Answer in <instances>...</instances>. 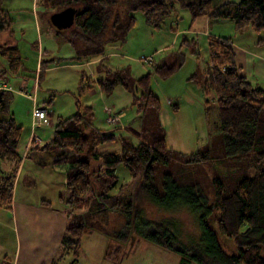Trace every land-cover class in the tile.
<instances>
[{
    "label": "rangeland",
    "instance_id": "obj_1",
    "mask_svg": "<svg viewBox=\"0 0 264 264\" xmlns=\"http://www.w3.org/2000/svg\"><path fill=\"white\" fill-rule=\"evenodd\" d=\"M189 1L196 3L203 0ZM227 1L240 0H212L213 7L218 8ZM3 7L10 11L13 25L0 34V42H10L18 47L23 61L18 71L12 72L8 69L7 59L0 56L1 69H6L5 73L0 72V84L9 91L10 113L22 126L20 147L25 146L28 140L32 141L33 134L45 145L54 136L58 118L74 115L78 111L76 102L79 101L82 106L92 108V127L84 130L96 144V150L120 151L121 136L138 145L143 141L151 142L163 134L168 148L177 152L190 155L208 149L212 159L205 164L170 161L167 165H158L155 183L163 192L162 183L166 174L176 176L180 184L199 182L210 203L215 198L214 178L219 176L222 179L224 193L231 191L244 175L253 156L261 150L255 147L249 157L227 155L224 135L218 128L215 97L213 93L206 96L203 82L209 74L208 37H223L232 40L235 63L240 67V73L254 87L264 90V30L256 31L248 26L244 32H239L230 20L211 18L205 11L194 18L188 8L176 3V11L167 16L158 28L148 25L142 13H129V17H135V24L125 33L122 41L110 43L102 56L77 60V50L69 41L72 28L58 29L52 25L53 8L49 0H4ZM119 11L123 10L119 7ZM144 57L152 58L151 63ZM39 59L49 65L43 69L40 78L37 72L38 68L41 70ZM162 65L176 67L169 76L160 77L154 74V69ZM106 69H126L134 79L151 72L150 85L161 101L160 111L149 109L138 113L134 98L141 94V90H135V85L134 90L118 85L111 94H106L99 84V80L106 77ZM36 82L40 83L37 90ZM34 109H46L48 113L45 123L36 127H33ZM107 109L117 116V123L107 121ZM93 128L115 133L116 138L102 142ZM20 147L18 152L22 155ZM53 155L52 150L40 146L31 150L27 162L48 163L53 161ZM97 164L92 161L94 168ZM2 166L4 168L5 164ZM116 174L119 189L131 176L123 164L117 167ZM136 185L139 187L140 181ZM145 202L148 201H142L143 204ZM96 203L86 216L92 223L100 222L104 231L88 229L78 255L71 250L65 254L60 251V264H72L73 261L78 264H181L182 258L189 256L187 249L200 238L199 214L186 209L171 212L162 206L157 208L146 203L145 218H173L170 227L178 238L174 245L187 254L165 249L137 230L129 240L120 241L114 238V234L125 231L128 215L113 211L102 218L101 213H96ZM0 214L3 217L1 220L7 223L1 228L0 243L15 250L11 213L0 209ZM208 224L217 232L220 244L228 253L239 254L234 239L221 234L211 216L208 217ZM19 226L22 227L20 221ZM34 253L37 254L38 250L35 249ZM187 264L198 263L189 261Z\"/></svg>",
    "mask_w": 264,
    "mask_h": 264
},
{
    "label": "trees",
    "instance_id": "obj_2",
    "mask_svg": "<svg viewBox=\"0 0 264 264\" xmlns=\"http://www.w3.org/2000/svg\"><path fill=\"white\" fill-rule=\"evenodd\" d=\"M49 2L53 8L52 13L68 7L77 10L69 40L77 50V60H91L102 56L108 44L122 41L125 33L135 24V17H129V13H142L148 25L158 28L167 16L176 11V3L188 8L194 18L205 11L211 18L230 20L239 32H244L248 26L256 31L264 30V0L227 1L218 8L213 7L212 0L196 3L189 0ZM3 4L4 0H0V34L13 25L10 11ZM119 7L123 11L120 12ZM208 48L209 74L203 87L206 96L213 93L215 97L218 128L224 135L227 155L249 157L255 147L261 148L253 156L244 175L226 193L222 191V179L216 176L213 181L215 198L212 203L199 182L180 184L172 174L165 175L162 192L155 183L158 165H167L170 161L205 164L212 159L210 151L205 149L190 155L177 152L168 148L164 134L151 142L143 141L138 145L121 136L120 152L96 150V144L84 130L92 127V108L82 106L77 101L78 111L68 118L59 117L54 136L45 145H41L43 149L52 150V164L67 166L65 189L68 196L65 201L69 212L61 242L63 254L71 250L77 256L88 229L104 231L100 222L92 223L86 216L96 201V213H101L102 218L113 211L128 215L125 231L114 234V238L127 241L137 230L149 241L165 249L178 251L183 255L188 252L189 256H184L181 264L189 261L198 264H264V90L254 87L240 73V67L235 63L231 39L209 36ZM0 56L7 59L8 69L12 72L18 71L22 65L21 51L11 43L0 42ZM40 67L39 78L43 69L49 67L48 62L41 61ZM175 67L156 66L154 74L167 77ZM104 68L103 66L102 69ZM0 72L5 73L6 69H1ZM129 74L126 69H106V77L99 80L100 87L106 94H111L118 85L133 90L135 85V90H141V94L134 98L138 113L149 109L160 111L161 101L150 85L152 73L148 72L138 79ZM8 92L0 88V208H10L18 169L22 163V156L18 152L22 126L17 124L10 113ZM36 126L39 124H33V127ZM93 129L99 133L102 142L116 138L115 133ZM36 139L38 138L33 136L32 141L41 143ZM92 161L100 165L97 164L94 168ZM120 164L128 169L131 177L117 189L116 170ZM139 181L140 186L137 187ZM145 199L148 202L143 204ZM43 203L50 204V201L44 200ZM146 203L157 208L162 206L171 212L186 209L199 214V240L187 252L177 249L174 244L178 238L170 227L173 218H145ZM209 216L216 222L221 234L234 239L239 254L228 253L220 244L217 232L208 224Z\"/></svg>",
    "mask_w": 264,
    "mask_h": 264
},
{
    "label": "crops",
    "instance_id": "obj_3",
    "mask_svg": "<svg viewBox=\"0 0 264 264\" xmlns=\"http://www.w3.org/2000/svg\"><path fill=\"white\" fill-rule=\"evenodd\" d=\"M40 62L39 59V67ZM37 72H40L39 68ZM38 85L40 83L36 82L35 90ZM0 88L6 89V86L0 84ZM33 136L36 137L35 134ZM41 145L39 142L29 140L25 146L19 145L23 150V154L20 153L22 163L18 169L12 203L10 208H0L11 213L16 248L8 249L0 243V264H60V251L63 253L61 242L69 212L65 201L68 196L65 189L67 166L54 165L51 160L48 163L27 162L31 150ZM44 200L50 201V204L43 203ZM0 216L1 234V228L6 227L7 223L1 220L2 214ZM19 221L22 224L21 228ZM22 247H24L23 256ZM35 249L38 250L37 254L34 253ZM72 264L78 262L73 261Z\"/></svg>",
    "mask_w": 264,
    "mask_h": 264
},
{
    "label": "water",
    "instance_id": "obj_4",
    "mask_svg": "<svg viewBox=\"0 0 264 264\" xmlns=\"http://www.w3.org/2000/svg\"><path fill=\"white\" fill-rule=\"evenodd\" d=\"M77 10L73 7H68L62 11L55 12L51 15V23L58 29L69 28L74 24V18Z\"/></svg>",
    "mask_w": 264,
    "mask_h": 264
},
{
    "label": "built area",
    "instance_id": "obj_5",
    "mask_svg": "<svg viewBox=\"0 0 264 264\" xmlns=\"http://www.w3.org/2000/svg\"><path fill=\"white\" fill-rule=\"evenodd\" d=\"M144 60L151 63L152 58H149V57L145 58L144 57ZM107 113L109 114V117L107 120L109 123H117L118 122L117 116L112 114L111 109H107ZM47 116H48V113H47L46 109H34L33 124H35V125L42 124L47 119Z\"/></svg>",
    "mask_w": 264,
    "mask_h": 264
}]
</instances>
